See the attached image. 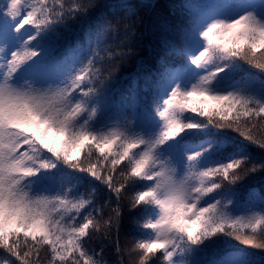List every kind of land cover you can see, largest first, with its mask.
Segmentation results:
<instances>
[{
    "label": "snow or ice",
    "instance_id": "snow-or-ice-1",
    "mask_svg": "<svg viewBox=\"0 0 264 264\" xmlns=\"http://www.w3.org/2000/svg\"><path fill=\"white\" fill-rule=\"evenodd\" d=\"M256 177L264 0H0V264H264Z\"/></svg>",
    "mask_w": 264,
    "mask_h": 264
},
{
    "label": "trees",
    "instance_id": "trees-1",
    "mask_svg": "<svg viewBox=\"0 0 264 264\" xmlns=\"http://www.w3.org/2000/svg\"><path fill=\"white\" fill-rule=\"evenodd\" d=\"M133 3H150L152 0H132ZM178 2V0H177ZM138 17L142 19H137V17H133V22L136 24V31L137 32H144L145 25L149 23V16L146 14V11L141 9L138 11ZM140 48L138 49L137 56L133 59L129 60L127 64H125L121 69V81H120V89L121 91H127L131 84L130 79H124V77H131L132 74L136 71V63L135 61L137 59L141 58H147L149 55L148 52V39L144 38L140 41ZM255 188L257 191L264 190V179H261L260 177L252 178L245 182L244 188L241 189V191H246L248 188ZM108 193L106 190L103 189V186H100V197H101V203H103V200L107 198ZM131 225L129 222V218L127 215H125L124 220L122 221V227L119 232V240L121 243V247L124 248L128 246V242L131 240L132 233L130 231ZM107 243V242H106ZM222 249H218L220 251ZM257 255H264V253H260L258 250ZM105 258L108 261V264H116V261L118 259L117 253L115 251V247L112 243H107L106 247V255Z\"/></svg>",
    "mask_w": 264,
    "mask_h": 264
}]
</instances>
